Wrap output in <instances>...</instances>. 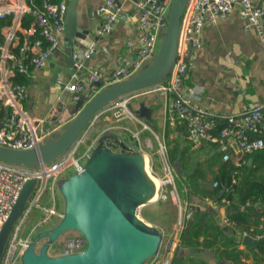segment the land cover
<instances>
[{
    "label": "built area",
    "instance_id": "obj_1",
    "mask_svg": "<svg viewBox=\"0 0 264 264\" xmlns=\"http://www.w3.org/2000/svg\"><path fill=\"white\" fill-rule=\"evenodd\" d=\"M69 2L70 0H58L57 2L41 0L40 5H37L36 0H0V21L10 18V23L0 31L1 147L22 151L34 149L40 142H45L54 135L63 123V119L57 116L59 114L57 112V118L54 120L49 112L39 117L31 116L25 108L30 99L28 84L19 82L18 78L34 79L35 74L46 67L50 59L60 51L64 40V22ZM234 6L241 9L244 19L243 29L255 32L260 41L264 42V10L255 7L251 0H187L180 20L176 63L172 74L164 83L141 90L146 93H156L168 99L167 112L170 119L178 120L186 125L187 136L191 142L206 140L213 144L220 143L223 161L229 160L227 151L231 147L242 154L264 150L263 107L254 105L239 115L225 117L223 121L225 124L216 136L214 135L216 123L212 118L213 114L198 109L193 104L197 89L193 88L186 92L183 82L187 70L194 67V58L190 54L189 45L191 44L193 50L202 49L200 41L202 28L214 25L219 19L228 17ZM97 12L105 15V20L98 28L97 34H109L115 22L121 18V7L116 5L115 0H105ZM168 13L169 4L165 0H140L136 3L134 13L124 20L133 21L139 34L135 41L126 40L127 55L116 58V68L112 72L110 85L126 80L141 66L153 60L161 36L167 27ZM25 15H30L32 18L27 28L21 26ZM95 52L94 42H88L75 50L72 55L75 71L69 75L59 74L56 78L54 87L57 92H66L74 104L83 99L81 93L91 90L95 94L99 91L97 87V84L101 85L99 69L92 70L86 78L78 75V72L84 68L85 62L91 59ZM101 87L105 86L101 85ZM130 99L129 94L125 95L106 107V112L111 114L115 122L135 119L129 107ZM58 106L65 109L66 102L59 100ZM95 120L96 117L82 131L64 156L46 166L33 169L0 161V231L25 183L36 180L31 195L9 235L0 264H21V257L32 242L36 226L40 227L63 217V211L59 209L58 198L54 196V190L63 180L67 179H63L65 173L71 172V176L83 171L93 149L102 139L105 131L98 136L94 135ZM130 134L132 139L138 140L136 133L130 132ZM125 147L126 152L142 153L141 150L135 151L132 146ZM146 147L151 149V144L147 142ZM165 150L166 148L160 144L159 152L164 160ZM81 151L82 153L79 154ZM164 171V176L158 178L161 185L160 195L158 192L156 201L166 200L163 192L168 186H174L172 168L167 162H164ZM50 180H52V185L49 206L41 207L38 201ZM235 184V176H232L229 183L220 184L214 181L212 187H220L221 194H228L233 191ZM177 205L179 210L177 227L181 231L190 213L181 211L179 201ZM32 209H40L43 216L25 236L22 226ZM246 236L264 240V234L251 236L243 232L239 235L240 241ZM84 247V238L79 235L65 242L60 255L78 253ZM175 251L176 248L172 245L166 250L161 247L160 251L145 264H172Z\"/></svg>",
    "mask_w": 264,
    "mask_h": 264
},
{
    "label": "crops",
    "instance_id": "obj_2",
    "mask_svg": "<svg viewBox=\"0 0 264 264\" xmlns=\"http://www.w3.org/2000/svg\"><path fill=\"white\" fill-rule=\"evenodd\" d=\"M138 1L140 0H118L121 7V18L115 22L109 34L98 35L97 30L104 22L105 15L97 12V9L105 3V0H79L78 27L89 32L86 40L79 42V48L88 42H94L96 49L95 55L87 60L84 68L78 72L81 78H86L92 70L99 69L101 85L110 86L112 72L116 68V58L127 55L126 40L135 41L139 34L133 21L124 20L134 13ZM251 1L255 7L264 10V0ZM165 2L170 7L171 0H165ZM243 25L241 9L234 6L228 17L219 19L214 25L203 27L200 34L202 49L192 51L194 67L187 70L184 78L183 86L186 92L193 88L197 89L193 104L198 109L212 113L216 124L224 123L225 117L239 115L254 105H260L264 110V42L260 41L255 32L245 31ZM65 46L66 40L64 39L58 55L56 54L55 64L57 66H62ZM51 59L47 66L41 69V71L44 69L49 71V81L51 79ZM33 80H28L27 84L32 83ZM28 89L30 99L25 108L27 112L30 110L33 112L31 116L39 117L49 112L53 116L52 120L57 116L63 119L56 133H59L74 117V103L68 107L66 97L61 96L63 93H58L50 83L32 89L28 85ZM86 93L93 92L87 90L81 93L83 99ZM64 94L68 96L66 92ZM129 97L131 98L129 107L135 118L125 120L130 125L125 126L124 121L115 122L111 114L106 112L105 107L97 113L94 135L98 136L105 131L104 143L113 152H119L122 144L132 146L135 151L141 150L157 177L164 176V162H167L172 168L181 211L191 213L193 209H201L214 215L225 227H231L225 220L223 207L219 208L215 202L209 199L201 200L198 196L192 204H189L188 194L194 191L196 195H201L205 189L212 188V183L225 175L223 166L232 164L234 167H241L245 161L247 165H251V159L245 160L244 156L247 154H242L231 147L227 151L229 160L223 161L220 143L213 144L206 140L191 142L187 136L186 125L178 120L170 119L167 112L168 99L163 96L136 91L130 93ZM135 99L139 101L132 109L130 102ZM59 100L66 102L65 109L58 106ZM56 112L59 114L57 115ZM98 120L101 122L96 126ZM52 126L54 127V124ZM219 130L216 125L214 135L217 136ZM130 132L136 133L138 140L132 139ZM147 142L151 144V149L146 147ZM160 144L166 148V161L159 152ZM232 176H236V172ZM235 185H237V180ZM178 214L179 210L175 212V220ZM153 227L164 235L165 250L171 245L176 248L172 256L173 261L178 249L182 248L180 241L182 230L177 229L176 232L174 226L168 229L155 225ZM239 235L236 237L237 241H240ZM240 242L242 244L239 248L244 249L243 240ZM199 251L209 264L215 263V257L210 251H203L202 248Z\"/></svg>",
    "mask_w": 264,
    "mask_h": 264
},
{
    "label": "water",
    "instance_id": "obj_3",
    "mask_svg": "<svg viewBox=\"0 0 264 264\" xmlns=\"http://www.w3.org/2000/svg\"><path fill=\"white\" fill-rule=\"evenodd\" d=\"M163 1V0H160ZM79 0H70L64 22L62 66H57L55 55L50 62L51 79L55 86L59 74L75 71L72 55L85 41L88 31L78 27ZM119 5L118 0H115ZM187 0H171L167 27L161 36L159 49L153 60L141 66L126 80L101 87L88 101L74 104V117L62 129L40 142L31 150H14L0 146V161L39 169L64 156L78 136L92 122L97 113L122 96L162 84L172 74L176 63L180 20ZM114 26V25H113ZM190 54L193 49L189 45ZM122 144L113 152L104 143V137L93 149L83 171L63 180L58 191L63 198V217L55 226L37 234L21 257V264H145L161 248L163 237L158 229L138 217L139 210L148 204L155 189L144 171V155L129 153ZM30 180L23 186L7 220L0 231V260L9 235L21 215L35 186ZM68 231L84 238L82 251L70 255L49 256L52 242ZM39 250H35L36 244ZM263 240L250 236L243 243L255 246ZM186 249L179 248L177 255Z\"/></svg>",
    "mask_w": 264,
    "mask_h": 264
},
{
    "label": "trees",
    "instance_id": "obj_4",
    "mask_svg": "<svg viewBox=\"0 0 264 264\" xmlns=\"http://www.w3.org/2000/svg\"><path fill=\"white\" fill-rule=\"evenodd\" d=\"M40 1L36 0V4L40 5ZM31 22V16L25 15L21 26L27 28ZM9 23L10 18L0 21V31ZM18 81L28 83L24 77L18 78ZM224 124H216L217 130ZM244 159H251V165H247L246 161L241 167L225 165V175L218 180L220 184L229 183L236 172L237 185L233 193L221 194L220 187H212L205 189L201 195H196L194 191L188 194L189 204L198 196L201 200L215 202L219 208L223 207L225 220L231 227H225L214 215L204 210H191L180 235L181 246L187 253L175 255L172 264H209L200 253V248L214 255V264H264V240L255 246L244 245V249H240L242 242L236 239L243 232L251 236L264 233V150L247 154Z\"/></svg>",
    "mask_w": 264,
    "mask_h": 264
},
{
    "label": "rangeland",
    "instance_id": "obj_5",
    "mask_svg": "<svg viewBox=\"0 0 264 264\" xmlns=\"http://www.w3.org/2000/svg\"><path fill=\"white\" fill-rule=\"evenodd\" d=\"M159 47L156 48V54L158 52ZM49 77H50V73L49 71H47L46 69L42 70L41 72H38V74H35V78L33 80L32 83H29V88H36L37 86H43V85H47L49 83ZM64 95L67 99V106L71 107L72 106V101L70 100L69 96H66L63 92V94H61V96ZM95 94L94 93H86L84 95V99L85 101H88L91 97H93ZM139 101V99H135L132 100L130 102V106L133 109L135 107V105H137V102ZM30 115L33 114V112L30 110L28 112ZM101 121H97L96 122V126L100 123ZM123 123H125V126H129L130 123L128 121H124ZM62 131V129L59 131V133ZM113 148V146H112ZM83 150V149H82ZM82 151L79 153L81 154ZM149 168L150 165L148 163ZM150 170V169H149ZM151 175L155 176L156 178H161V177H157L153 172L152 169L150 170ZM71 172H67L64 174L63 179L70 177ZM67 175V176H65ZM51 185H52V180H50L45 188L44 193L42 194L41 199H39L38 203L40 204L41 207H47L49 206V199L51 198ZM163 194L166 196V200H161L159 199L156 202L153 203H149L147 205H145L144 207H142L139 212H138V217L140 219H142L144 222H146L147 224H151L150 226H161L165 229L168 228H172L174 226V228H176V232H177V218L175 220V212H178V197L175 191V181H174V186L170 185L167 187L166 191L163 192ZM159 195H160V191H159ZM54 196L58 198V206L59 209L61 211H64V203H63V198L61 197V194L58 191V187H55L54 190ZM162 205V206H161ZM165 210V211H164ZM43 213L40 209H32V211L28 214V216L26 217V219L24 220L23 226H22V231L24 233V235L26 236L28 233H30V231L37 225V223L40 221V219L42 218ZM60 220L58 219H54L50 222H48L47 224L43 225V226H36V232L35 234L32 235V240L33 238L36 236V233L38 234L41 231L47 230L53 226H55L56 224L59 223ZM79 234L77 232L74 231H68L63 233L60 238L55 241L52 242L50 244V247L48 249V255L49 256H58L60 255V251L62 250V248L65 245V242L70 239V238H75L78 237ZM46 240L43 239L40 241V243L36 244L35 246V250L38 251L40 244H42V242H45ZM166 245V241L164 239L163 243H162V249H164Z\"/></svg>",
    "mask_w": 264,
    "mask_h": 264
},
{
    "label": "bare ground",
    "instance_id": "obj_6",
    "mask_svg": "<svg viewBox=\"0 0 264 264\" xmlns=\"http://www.w3.org/2000/svg\"><path fill=\"white\" fill-rule=\"evenodd\" d=\"M149 169L151 170V168H149V166H148V159L144 155V171H145V174L148 177V179L153 183L154 189H155V192H154L152 198L148 201V203H153L158 198V192H159V187L161 185V181L158 178H156L155 176H152Z\"/></svg>",
    "mask_w": 264,
    "mask_h": 264
}]
</instances>
